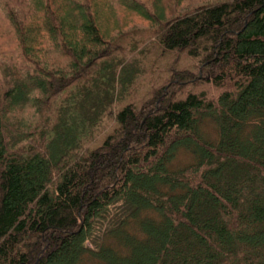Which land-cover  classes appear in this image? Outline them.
Segmentation results:
<instances>
[{"label":"trees","instance_id":"trees-1","mask_svg":"<svg viewBox=\"0 0 264 264\" xmlns=\"http://www.w3.org/2000/svg\"><path fill=\"white\" fill-rule=\"evenodd\" d=\"M160 1L0 0V264H264V0ZM116 7L162 53L139 95Z\"/></svg>","mask_w":264,"mask_h":264},{"label":"rangeland","instance_id":"rangeland-1","mask_svg":"<svg viewBox=\"0 0 264 264\" xmlns=\"http://www.w3.org/2000/svg\"><path fill=\"white\" fill-rule=\"evenodd\" d=\"M151 6L152 9V1L153 0H147ZM166 0H161L160 2L162 4H167L165 3ZM185 6L192 5V3L196 2V0H187L184 1ZM153 10V9H152ZM106 16V17H105ZM104 18H102L100 25L101 29L103 32H108L111 34H119V41L117 42V51L115 54H131V56H135L136 60L140 62L141 64H144V69L146 70V73H143L138 76L136 75V79L133 86V90L131 91L130 95H139L143 89L144 86L147 83L149 73L151 69L154 67H150V63L155 59V56H150L147 57L146 55L142 54H162L160 50L156 49V43L157 40L154 39V35L151 36V25L147 22L136 16L132 12L125 11L121 7H116L113 12H111L109 15H103ZM4 23H6L2 18H0V54L8 53L10 52L15 53V45L12 43L11 36L8 32V29L4 26ZM133 50V53H132ZM12 53V54H13ZM160 62L159 65H165L167 64V60L160 59L158 63ZM170 60L168 61V65H171L169 63ZM141 67L139 66V70L141 72ZM202 82V81H201ZM200 81H198L197 86H200L201 84ZM201 88V87H199ZM200 90V89H199ZM222 89H219L215 91V98L217 99L218 95ZM129 95V96H130ZM129 96H126L125 102L128 100L127 98ZM140 97L133 98V100L137 103V99ZM80 99L79 97H75L74 102ZM12 117V121L18 120V119H31L29 123L33 122L34 120H38V116L35 113L31 114H23V111H17L14 113ZM76 116H71V120L76 123L78 119V112L76 113ZM108 118V117H107ZM70 120V121H71ZM72 124V125H71ZM70 126H66V128H58L57 131V139L61 138L62 135L64 136L63 131L66 130L65 132L68 133V135H74L77 133L76 129L74 128V123L71 121ZM111 125V119H105L102 120L101 124L96 128L97 132H108L110 129ZM210 130V127H207ZM64 129V130H63ZM57 145H60L59 143ZM190 157L185 155L182 152H179L178 155L176 156V159L172 162L173 167H179L182 165H185L187 162H189ZM156 257L152 258V261H155ZM83 264H97L93 263L90 261H85Z\"/></svg>","mask_w":264,"mask_h":264}]
</instances>
